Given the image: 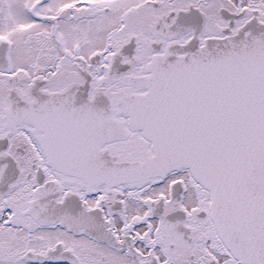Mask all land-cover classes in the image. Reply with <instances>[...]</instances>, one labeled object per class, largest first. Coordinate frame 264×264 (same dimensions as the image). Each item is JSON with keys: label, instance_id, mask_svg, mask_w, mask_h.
Returning a JSON list of instances; mask_svg holds the SVG:
<instances>
[{"label": "flooded vegetation", "instance_id": "1", "mask_svg": "<svg viewBox=\"0 0 264 264\" xmlns=\"http://www.w3.org/2000/svg\"><path fill=\"white\" fill-rule=\"evenodd\" d=\"M254 22L264 0H0V264H243L191 171L109 174L156 154L126 107L157 62Z\"/></svg>", "mask_w": 264, "mask_h": 264}, {"label": "water", "instance_id": "2", "mask_svg": "<svg viewBox=\"0 0 264 264\" xmlns=\"http://www.w3.org/2000/svg\"><path fill=\"white\" fill-rule=\"evenodd\" d=\"M247 27L157 62L149 93L126 107L156 154L109 175L140 180L188 169L211 193L225 246L243 264H264V24Z\"/></svg>", "mask_w": 264, "mask_h": 264}]
</instances>
